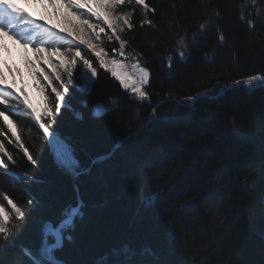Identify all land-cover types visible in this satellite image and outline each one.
Segmentation results:
<instances>
[{"label":"trees","instance_id":"obj_1","mask_svg":"<svg viewBox=\"0 0 264 264\" xmlns=\"http://www.w3.org/2000/svg\"><path fill=\"white\" fill-rule=\"evenodd\" d=\"M146 2L155 13L124 6L134 13V27L122 35L126 59L150 73L147 99L112 75L110 60L119 57L112 50L119 45L105 38L108 66L92 56L99 73L88 93L59 85V113L51 89L34 102L39 121L10 95L7 107L0 103L16 128L13 135L0 117L7 153H1L0 205L11 216L9 234H0V264H52L46 229L73 212L75 184L80 213L53 250L64 264H103L106 255L115 264L111 250L125 246L128 264H264V83L182 101L264 77V0ZM41 123L72 143L75 169L56 163Z\"/></svg>","mask_w":264,"mask_h":264},{"label":"snow or ice","instance_id":"obj_2","mask_svg":"<svg viewBox=\"0 0 264 264\" xmlns=\"http://www.w3.org/2000/svg\"><path fill=\"white\" fill-rule=\"evenodd\" d=\"M40 3L45 6L51 5L55 7L57 0H40ZM59 3L66 9L64 22L71 26V34L75 35V38L79 40L80 44L87 45V47L95 53V57L99 61L102 68L107 67L109 64V61L106 59L107 53L103 47V39L106 38L108 41L114 40L118 42V49H113L112 51L120 57L125 56V47L128 41L122 34L126 29H132L134 27V13L132 11H125L124 6L139 8L145 14L149 11L155 13V9L150 8V5L146 2V0H59ZM93 18L95 22H93ZM5 20H8L9 22L12 20H24L25 22L35 23V20L29 17L25 10L18 7L17 4L12 2V0H0V25H3ZM143 23L151 26L153 22L152 20L147 19L145 15ZM199 28L203 30L205 28V24L201 23ZM2 30L3 26H0V31ZM67 30L68 29H65V31ZM4 34L8 35L9 33L5 32ZM180 39L183 40V37H180ZM24 47L27 48L28 45L25 44ZM45 51L46 50L44 48H36V59L28 58L25 61L31 70V74L36 78L37 83L40 84L41 91H45L44 86L41 84V77L44 81H48L49 85H52L54 75L55 81L60 82V85L64 88V92H67L68 87L65 85V81L63 76L60 74V70L63 69L64 72H66L67 83L70 84L73 79V70L77 63L76 57H80L83 60L84 66L91 71L93 77L97 76V71L92 66V62L87 58L81 57L79 49L76 50L70 60L63 59L66 56V53L59 51V49L49 52L46 56L41 55L45 53ZM180 55L183 56V52H181ZM53 56L60 59V63H54L52 60ZM137 59H139V57H137ZM41 60L52 69V75L48 74L40 67ZM110 63L112 65V75L120 80L124 89L131 88L132 92L141 101L148 98L149 94L144 89L150 83V73L146 69L139 67V64L133 65V68L139 69V79L137 80L127 74L122 75L116 70L125 68V64L123 62L113 59ZM257 79L264 80V77L251 76L246 81H242V83L251 84L252 81ZM4 83V73L3 70H0V85H3ZM51 91L55 94V112L59 113L64 96L61 95L60 91L55 86L51 87ZM9 95H14V93L10 92ZM15 99L20 100V97L16 95ZM0 103H3L6 107L9 104V101L2 90H0ZM52 112L53 109L51 107H46L44 115L50 116ZM0 117H5V122L7 123L5 112L0 111ZM36 119L41 120L42 116L37 114ZM40 128L43 129L45 135H50L49 129L45 127L43 123L40 124ZM0 134H4L3 129H0ZM13 135H16V133L14 132ZM17 139H19L18 136ZM0 153L7 155L2 141H0ZM8 159L11 160L12 157L9 155ZM28 159L31 161L33 157L28 156ZM0 166L6 167L2 160H0ZM5 199L8 198L5 197ZM8 204L11 205L16 218L19 219L25 216V212L16 204L12 203L11 200H8ZM10 219L11 216L9 211L3 205H0V234H3L5 237L10 231L8 226ZM70 223L71 219L69 218L62 221L58 225H48L49 231L56 238V247L60 246L61 233L63 229ZM144 251L150 252L149 249H145ZM131 255L132 254L127 246L111 250V256L116 257L115 264H128L131 259ZM102 261L103 264H111L107 255L102 257Z\"/></svg>","mask_w":264,"mask_h":264},{"label":"rangeland","instance_id":"obj_3","mask_svg":"<svg viewBox=\"0 0 264 264\" xmlns=\"http://www.w3.org/2000/svg\"><path fill=\"white\" fill-rule=\"evenodd\" d=\"M12 2L23 8L28 16L35 20V23L25 22L24 20H12L11 22L5 20L3 25H0L3 26V30L0 31V70H3L5 80V83L0 85V90L6 94L12 92L14 96L18 95L25 102L28 109L34 112V102L38 99V96H44L45 91L40 90V84L37 83L36 78L31 74V70L25 61L28 58L36 59V48H44L46 51L41 55L45 56L49 52L59 49V51L66 53L63 59L67 60H70L76 50L79 49L81 57L87 58L92 62V66L96 69L98 76V68L94 64L92 57L95 53L87 45L80 44L75 35L71 34V26L64 22L66 9L59 3V0H57L55 7L51 5L45 6L40 3V0H12ZM93 22H95L94 18ZM65 29L68 30L65 31ZM5 32L9 34L5 35ZM25 44L28 45L27 48L24 47ZM114 54L117 56L116 53ZM126 58L127 55L112 58V60L115 59L125 64V68L116 70L122 75L127 74L138 80L139 69L133 68V65L139 64V67H144L138 61L124 60ZM52 60L54 63H60V59L56 56H53ZM76 61L73 79L70 84L67 83V74L63 69L60 70V74L63 76L66 86L88 93L91 91L97 76H92L91 71L84 66L80 57H76ZM40 67L48 74H53L52 69L43 63L42 60L40 61ZM111 68L112 65L109 69L111 70ZM41 84L45 89L49 90L52 86L58 87L60 82L55 81L53 75L52 85H49L48 81H44L42 77ZM240 84L247 83H242L241 81ZM128 90L132 92L131 88ZM6 118L7 123L12 128L11 130L16 133L14 123L9 120L8 116ZM49 146L56 163L69 171L75 169L77 156L72 143L67 138L50 134ZM8 205L12 210L11 205ZM12 212L15 214L13 210Z\"/></svg>","mask_w":264,"mask_h":264},{"label":"water","instance_id":"obj_4","mask_svg":"<svg viewBox=\"0 0 264 264\" xmlns=\"http://www.w3.org/2000/svg\"><path fill=\"white\" fill-rule=\"evenodd\" d=\"M257 77H263V76L259 75V76H257ZM256 81H261V82L264 83V80H261V79H257V80L252 81V82H256ZM238 82L241 83V81H236V82L230 84L229 86H227L225 89L220 90V91H219L217 94H215V95H210V94H200V95L195 96V97L182 99V101H186V100H198V99H200V98H205V97H207V98H217V97L223 95L224 93H226L228 90H231V89L235 88L236 86H238V85L240 84V83H238ZM178 101H179V100H178ZM161 103H162V101L158 102L157 105H159V104H161ZM154 111H155V107L152 109L151 115L153 114ZM151 115H150V117L148 118V120H147V122H146V124H145L144 126H146L147 124H149V123L151 122V120H152ZM136 132H137V131H136ZM136 132H134V133H136ZM128 136H131V134H129ZM128 136H127V137H128ZM121 143H122V141L119 142V143H117V144L114 146L113 150H112L110 153L103 154V155H100V156L94 158V159L90 162L88 168L85 169L84 171H88V170H89V169H90V168H91V167H92V166H93L98 160L103 159V158L109 156V155H110V154H111V153H112V152L118 147V145L121 144ZM84 171H79L78 173H81V172H84ZM78 173H76L75 175H77ZM74 186H75V190H76V194H77V198H78L77 205H76V207L74 208L73 212H72L69 216H67L66 218H64V219L62 220V221H64V220L70 218V219H71V223H70V224H72V223L74 222V220L76 219L77 215L80 213V209H81V205H82V200L80 199V194H79V188H78V186H77L76 184H75ZM73 213H75V214H73ZM62 221H61V222H62ZM61 222H60V223H61ZM60 223H59V224H60ZM70 224H69V225H70ZM50 233H51V232L49 231V229H48V227H47V232H46V237H45V238H47V237L49 236ZM66 238H67V239H70L71 236H70V235H67ZM62 242H63V241H62V238H61V240H60V245L62 244ZM56 243H57V241H56L54 244H47L46 242H44V245L46 246L47 255H48V256H47V259H48L50 262H52L53 264H64V263H62L61 261L57 260V259L55 258V256L53 255V249L56 247V246H55Z\"/></svg>","mask_w":264,"mask_h":264},{"label":"bare ground","instance_id":"obj_5","mask_svg":"<svg viewBox=\"0 0 264 264\" xmlns=\"http://www.w3.org/2000/svg\"><path fill=\"white\" fill-rule=\"evenodd\" d=\"M157 106H158V105H157V103H156L154 107L156 108ZM79 194H80V193H79ZM76 196H77V194H76ZM80 199H81V197H80ZM77 200H78V198H77Z\"/></svg>","mask_w":264,"mask_h":264}]
</instances>
